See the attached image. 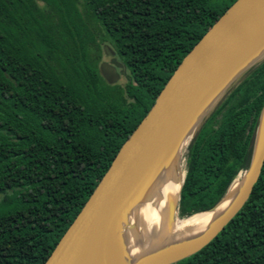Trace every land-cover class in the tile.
Returning <instances> with one entry per match:
<instances>
[{
    "label": "trees",
    "instance_id": "1",
    "mask_svg": "<svg viewBox=\"0 0 264 264\" xmlns=\"http://www.w3.org/2000/svg\"><path fill=\"white\" fill-rule=\"evenodd\" d=\"M236 0H0V264H44L182 59ZM125 78L108 84L106 55ZM264 59L182 151L179 217L210 210L247 170ZM173 264H264V163L241 210Z\"/></svg>",
    "mask_w": 264,
    "mask_h": 264
},
{
    "label": "water",
    "instance_id": "2",
    "mask_svg": "<svg viewBox=\"0 0 264 264\" xmlns=\"http://www.w3.org/2000/svg\"><path fill=\"white\" fill-rule=\"evenodd\" d=\"M104 51L109 54L111 49L104 46ZM262 59L264 0H236L182 59L44 264H96L116 218L139 199L163 159L189 134L183 151L203 117L226 89ZM100 74L108 84L120 80L116 68L105 61L100 64ZM263 163L264 105L238 199L199 245L151 264L176 263L212 241L248 200Z\"/></svg>",
    "mask_w": 264,
    "mask_h": 264
},
{
    "label": "bare ground",
    "instance_id": "3",
    "mask_svg": "<svg viewBox=\"0 0 264 264\" xmlns=\"http://www.w3.org/2000/svg\"><path fill=\"white\" fill-rule=\"evenodd\" d=\"M189 138L188 134L163 159L139 199L116 218L96 264H151L170 259L199 245L238 199L244 176L231 182L227 194L209 213L177 219V203L185 176L179 167V157Z\"/></svg>",
    "mask_w": 264,
    "mask_h": 264
},
{
    "label": "rangeland",
    "instance_id": "4",
    "mask_svg": "<svg viewBox=\"0 0 264 264\" xmlns=\"http://www.w3.org/2000/svg\"><path fill=\"white\" fill-rule=\"evenodd\" d=\"M103 61H105V62H107V63H112L113 62V54H112V51H110V53L108 54H106V55H104L103 56ZM119 84H124L125 83V78L123 77V76H121V78H120V80H119V82H118ZM183 165V166H182ZM179 167H180V170H182V172H184V173H186V170H187V164H186V161L184 160V158L182 157V152H181V154H180V157H179ZM183 168V169H182ZM245 175V172H241V173H239L237 176H236V178L237 177H242V176H244ZM178 203H179V201H178ZM214 211V210H213ZM212 211V212H213ZM177 219L178 220H183V219H181L180 217H179V204L177 205ZM210 211H208V212H200V214H207V213H209ZM186 219V218H185Z\"/></svg>",
    "mask_w": 264,
    "mask_h": 264
},
{
    "label": "flooded vegetation",
    "instance_id": "5",
    "mask_svg": "<svg viewBox=\"0 0 264 264\" xmlns=\"http://www.w3.org/2000/svg\"><path fill=\"white\" fill-rule=\"evenodd\" d=\"M111 64V63H110Z\"/></svg>",
    "mask_w": 264,
    "mask_h": 264
}]
</instances>
